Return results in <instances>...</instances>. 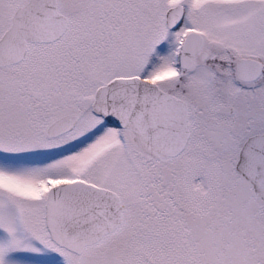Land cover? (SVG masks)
I'll list each match as a JSON object with an SVG mask.
<instances>
[{
    "label": "snow or ice",
    "instance_id": "6c2138e0",
    "mask_svg": "<svg viewBox=\"0 0 264 264\" xmlns=\"http://www.w3.org/2000/svg\"><path fill=\"white\" fill-rule=\"evenodd\" d=\"M0 264H264V0H0Z\"/></svg>",
    "mask_w": 264,
    "mask_h": 264
}]
</instances>
